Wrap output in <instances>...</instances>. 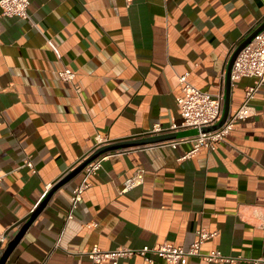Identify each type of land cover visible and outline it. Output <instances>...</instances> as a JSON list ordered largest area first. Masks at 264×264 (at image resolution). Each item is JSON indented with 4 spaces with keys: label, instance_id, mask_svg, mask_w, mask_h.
Wrapping results in <instances>:
<instances>
[{
    "label": "crops",
    "instance_id": "obj_1",
    "mask_svg": "<svg viewBox=\"0 0 264 264\" xmlns=\"http://www.w3.org/2000/svg\"><path fill=\"white\" fill-rule=\"evenodd\" d=\"M29 14L0 7V257L21 220L99 145L181 124L180 75L224 97L230 57L264 20V0H30ZM65 67L73 82L56 75ZM254 81L232 79L231 114ZM251 104L214 150L183 158L192 140L179 139L102 155L77 207L83 170L52 192L5 264H113L86 251L188 247L201 228L215 233L203 254L233 259L178 264L264 259V87ZM139 169L144 182L123 190ZM117 264L167 263L136 255Z\"/></svg>",
    "mask_w": 264,
    "mask_h": 264
},
{
    "label": "built area",
    "instance_id": "obj_2",
    "mask_svg": "<svg viewBox=\"0 0 264 264\" xmlns=\"http://www.w3.org/2000/svg\"><path fill=\"white\" fill-rule=\"evenodd\" d=\"M30 0H0V7L5 16H17L23 19H29ZM56 75L65 82H73L75 79V71L69 67L56 72ZM243 77H254V84L249 85L245 89L244 100L241 106L232 114L227 121L217 130L211 132H200L196 136L182 138L180 140H192L191 149L183 156L188 157L198 153L202 147L208 150L216 149L217 145L225 139L234 129L235 124L246 119L253 114V106L251 100L261 87H264V30L258 33L255 38L239 53L232 70V79L238 80ZM180 94L177 96V107L182 122L175 125L173 129H201L203 126L215 124L222 115L223 97L221 95H213L203 90L188 80V73L179 77ZM156 127L153 132H161ZM173 146L176 141L171 142ZM104 157H99L90 162L83 169V178L81 182L73 189L71 194V208L77 207L78 202L82 199L83 193L90 186L91 176L101 167ZM25 165L33 168L31 160L27 159ZM144 171L137 170L135 175L128 181L123 190H127L141 185L144 182ZM2 176H0V183ZM72 214L68 215L71 218ZM215 233L206 229L197 231V239L188 247L177 246L169 242L157 243L153 246L143 245L141 247L121 246L112 250H104L98 246L92 247L86 251L92 260L96 263H102L110 260L113 264H117L121 258H131L133 256H142L146 261L151 262L153 256L162 257L167 264H178L184 256H199L207 261H231L233 258L224 256L220 250H212L208 254L201 251L204 242L214 236ZM5 240V234L0 233V242ZM263 258L252 260L253 264H260Z\"/></svg>",
    "mask_w": 264,
    "mask_h": 264
},
{
    "label": "water",
    "instance_id": "obj_3",
    "mask_svg": "<svg viewBox=\"0 0 264 264\" xmlns=\"http://www.w3.org/2000/svg\"><path fill=\"white\" fill-rule=\"evenodd\" d=\"M264 30V20L260 23V25L254 29L248 36H246L235 48L233 51L226 72V82H225V94L223 97V110L220 119L213 125L203 126L201 129L198 128H190V129H171L164 130L161 132H151L147 134H142L138 136H132L127 138H121L118 140H111L102 145H99L95 148L90 154H88L85 158L79 162L77 166L73 169L67 171L64 176L54 185V187L50 190L47 198L43 201L41 206H39L34 212L25 217L21 222H24L18 234L15 236L13 240L9 242L4 252L0 257V264H5V261L17 244L19 239L22 237L28 226L35 219L37 214L41 211L43 205L52 194L54 190L58 187L62 186L64 183L69 181L76 174L80 173L90 162L96 160L100 156L113 151H119L129 148L143 147L147 145L160 144L168 141H177L182 138L192 137L198 135L200 132H211L219 129L229 118L231 114V86H232V70L234 62L239 55V53L255 38V36ZM19 222L18 224H20Z\"/></svg>",
    "mask_w": 264,
    "mask_h": 264
}]
</instances>
